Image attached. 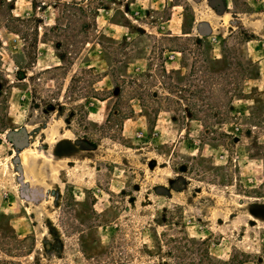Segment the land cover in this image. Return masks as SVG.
Returning a JSON list of instances; mask_svg holds the SVG:
<instances>
[{
	"label": "rangeland",
	"instance_id": "1",
	"mask_svg": "<svg viewBox=\"0 0 264 264\" xmlns=\"http://www.w3.org/2000/svg\"><path fill=\"white\" fill-rule=\"evenodd\" d=\"M0 264H264V0H0Z\"/></svg>",
	"mask_w": 264,
	"mask_h": 264
},
{
	"label": "bare ground",
	"instance_id": "2",
	"mask_svg": "<svg viewBox=\"0 0 264 264\" xmlns=\"http://www.w3.org/2000/svg\"><path fill=\"white\" fill-rule=\"evenodd\" d=\"M47 158V157H46Z\"/></svg>",
	"mask_w": 264,
	"mask_h": 264
}]
</instances>
